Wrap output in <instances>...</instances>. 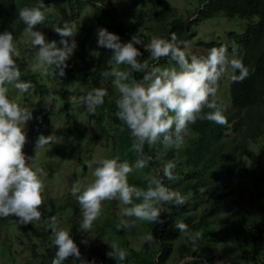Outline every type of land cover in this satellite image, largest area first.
I'll return each mask as SVG.
<instances>
[{
    "label": "trees",
    "instance_id": "16d2710c",
    "mask_svg": "<svg viewBox=\"0 0 264 264\" xmlns=\"http://www.w3.org/2000/svg\"><path fill=\"white\" fill-rule=\"evenodd\" d=\"M86 1L97 8L100 18L109 20L108 29L118 34L122 42L129 41L135 34L147 44L154 35L169 38L175 32L177 42L183 48L186 41L195 35L192 26L203 19L219 12L226 17L244 19L243 30L231 31L228 36L235 43L237 59L249 69V75L241 82H233L228 76L226 99L220 94L222 79L219 81L217 99L224 108L227 118L225 125L197 120L189 126L190 134L185 138L183 147L179 151L167 152L163 158L157 151L159 146L151 149L145 146L146 154L151 155L153 160L142 172L130 174L129 183L146 188L144 174L172 160L176 165L174 173L177 179H165L164 182L169 188L179 191L186 200L180 206L164 205L162 224L137 221L136 227L131 230H118L120 215L112 208L121 211L123 205L118 201H105L102 214L94 222L92 230L84 233L78 230L82 216L76 197L68 192L58 204L51 207L43 204L39 209L42 213L39 223L20 224L18 218L12 216L0 218V227L15 225L21 236L28 240L29 256L25 264H51L55 247L45 220L61 212L68 213L63 229L70 232L82 257L88 261L94 260L95 264H221L222 256L217 253L224 252L229 243L244 254V261L248 264L253 253L247 254L249 247L256 249L254 252H258L260 247L264 248V218L257 213L264 209V204H260L259 200L264 194V169H258V162L264 156V146H260L264 139V0H203L206 3L194 14L193 21L190 16L187 19L179 17L176 8L167 0H148L150 6L146 15L132 25L115 24L114 14L107 9L103 0ZM42 2L47 6L49 0H0V33L11 31L16 41L26 29L18 18V9L35 7ZM68 2L69 15L61 18L57 26L62 27L65 21L71 25L75 10L84 3L83 0ZM37 30L42 31L48 41L60 40L54 28L45 23L37 25ZM95 36L97 38V34ZM90 38L91 34L87 32L77 42V58L70 64L78 65L79 71L73 73V70L66 68L63 77L50 75L53 83L43 82L37 73H32L26 67L21 58L15 57L22 73L21 79L30 81L34 86L23 93L24 101L29 100L31 93L37 96L43 117L50 113L53 102L63 101L59 111L66 115L62 129L67 142L66 153L72 155L74 179H87L84 186L94 179L92 172L95 167L88 168L85 161L115 157L134 164L136 159L131 151L130 132L115 116L118 93L110 81H101L100 75L90 67ZM205 45L211 48L223 45L229 53L233 49L222 41ZM136 46L142 52L141 60L149 59V63H155L142 45ZM170 63L175 66L169 58H163L158 66L169 67ZM111 67L121 66L108 61L102 71ZM142 75L134 73L137 79ZM77 85L80 87L77 88ZM96 87L105 88L108 95L96 114L88 116L80 97ZM50 93L51 104L46 105ZM69 93L74 98L68 97ZM58 114L62 115L60 112ZM81 116L84 118L79 119ZM252 159L257 170L250 166ZM248 182L251 183L249 186L246 184ZM177 221L185 223L190 233L201 234L195 243L186 234L180 233L176 227ZM148 233L156 238L151 245L143 239ZM85 240L87 243L82 242ZM132 240L136 246H133ZM112 242L126 250L128 255L125 261L117 262L106 255L110 250L108 243ZM84 249H91L92 253L87 256ZM228 261L237 263L232 257ZM64 264H79V261L69 258ZM260 264H264V259Z\"/></svg>",
    "mask_w": 264,
    "mask_h": 264
},
{
    "label": "clouds",
    "instance_id": "9594fccd",
    "mask_svg": "<svg viewBox=\"0 0 264 264\" xmlns=\"http://www.w3.org/2000/svg\"><path fill=\"white\" fill-rule=\"evenodd\" d=\"M46 12L44 2L18 9V18L26 25L30 37L25 61L32 73L63 77L67 61L77 48L74 37L78 28H73L67 21L62 27L54 26L60 36L58 46L56 40L48 41L45 34L37 30V25L47 19ZM177 41L176 33L172 32L169 38L154 35L147 44L135 34L129 41L122 42L118 34L106 28L97 29L98 46L110 50L109 62L121 66L103 70L99 75L101 81H110L118 93L115 116L130 132L131 151L136 159L134 164L115 157L85 161L90 169L95 165L94 179L86 186L79 181L72 185V195L76 197L82 216L79 231L88 233L92 230L102 214L105 201H118L123 205L117 228L124 231L135 228L137 221L162 224L164 205L186 203L179 191L164 182L165 179H177L176 165L172 160L144 174L146 188L130 184L128 177L151 164L153 157L146 154L145 146L150 149L159 146L157 151L163 158L167 152L179 151L183 147L190 134L189 126L197 120L225 125L224 108L217 99L218 83L226 75L233 82H241L249 75V69L239 59L230 57L226 46H214L207 54L196 55L185 51L187 45L182 48ZM136 45H142L155 63H149V59L141 60L142 52ZM19 56L12 32L0 33V218L15 216L20 224L26 225L42 219L39 209L44 204L45 184L41 177L45 173L42 168L34 169L31 163H26L34 157H27L23 151L27 143L24 129L32 119V112L9 98L10 88L27 93L34 87L30 81L21 79L22 73L15 59ZM163 58H169L175 66H158ZM134 73H142V78L137 79ZM107 95L105 88L96 87L81 96L86 114H96ZM51 100L50 93L45 104L50 105ZM205 109L209 111L205 112ZM51 143H54L53 135L41 134L36 147ZM175 223L180 233L186 234L193 243L201 235L199 232L190 233L183 222ZM45 224L55 247L51 264H64L69 258L79 264H95L94 260L82 257L70 232L58 226L55 216L48 217ZM143 239L150 245L156 241L152 233ZM82 242L87 243L86 240ZM108 244V257L117 262L126 260V250L116 242Z\"/></svg>",
    "mask_w": 264,
    "mask_h": 264
},
{
    "label": "rangeland",
    "instance_id": "374dc122",
    "mask_svg": "<svg viewBox=\"0 0 264 264\" xmlns=\"http://www.w3.org/2000/svg\"><path fill=\"white\" fill-rule=\"evenodd\" d=\"M84 3L81 7L75 10V14L71 17V26L73 28H78L77 34L74 37L76 42L84 36L87 32H90V45L92 47V56L89 58L90 67L95 71L96 74L102 71L106 66V63L110 60L112 55L111 51L99 47L97 44V29L106 28L108 29L109 20L100 18V14L97 8L87 3L86 0H83ZM107 9L114 14L115 24L121 22L125 25H132L137 23L138 18L146 15L147 10L150 6L148 0H103ZM170 5L176 8V14L179 17L187 19L189 16L190 20L193 21L194 14L196 15L197 10L204 6L206 3L203 0H167ZM207 1V0H206ZM68 0H49L47 4V19L45 25L51 28L57 26L58 21L69 15V4ZM243 20V21H242ZM145 22V20H142ZM244 19L239 18H230L223 15L222 12H219L215 16L208 17L203 19L198 24H194L192 29L194 30L195 35L186 41L187 47L184 49L187 52H191L196 55L207 54V51L211 48L206 43L212 41H222L223 43L230 45L233 49L229 53L230 57L237 59V51L234 49L235 43L230 38L229 32L236 31L241 32L244 28L242 24ZM112 31V29H108ZM30 37L26 29L23 31L22 35L14 41V44L17 46L20 56L27 67L25 61V52L28 48V42ZM71 42V41H70ZM58 46L59 42H58ZM77 56L75 51L73 55L67 61V69L73 70V73L79 71V66L76 64H70L76 60ZM172 65V63H170ZM169 65V67L171 66ZM173 66V65H172ZM51 71V70H49ZM39 79L43 82L53 83L49 76H43L37 73ZM222 84L220 85V94L225 99L228 96L227 87H228V76L221 78ZM79 85H77L78 88ZM80 87V86H79ZM80 89V88H79ZM71 99L74 98L72 93L67 94ZM9 98L15 100L20 104L21 107H24L28 111L32 112V119H30L25 125V132L27 136V143L25 144L23 151L27 157H34L33 160H27L26 163H31V166L35 168H42L45 175L41 177L45 184V189L43 192L44 204L46 207H51L53 204H58L63 200L68 192H72V185L74 182L79 181L82 186L87 182V179L80 177L79 179H74L73 172V162L72 155L66 153L67 142L65 141V136L63 134L64 122L66 120V115L63 111L59 109L63 105L62 100H56L51 104L52 110L50 113L43 117L41 116L40 105L38 104L37 96L35 97L32 93L29 96L28 101H24L23 93L12 90L10 88ZM60 112L62 115L58 114ZM43 134L45 136L53 135L54 143L46 145L44 147H36V141L38 137ZM260 146H264L263 142H260ZM66 153V154H64ZM253 159L251 160L250 166L257 168L253 165ZM258 169H264V156L258 162ZM259 183V182H258ZM248 186L250 182L246 183ZM258 196V195H257ZM255 195V197H257ZM260 204H264V194L259 197ZM104 205V203H103ZM120 215V210L118 208H112ZM258 215L261 218H264V209L258 210ZM57 218V224L61 228L65 227L66 219L68 213H56L54 215ZM35 224L39 221H34ZM264 222V220H263ZM143 242V239L140 238ZM38 240H35V242ZM133 246H136V242L132 240ZM29 245L25 237H22L18 232L15 225H3L0 227V264H25V261L29 256ZM258 246V245H257ZM258 248V252H254L256 249L251 246L247 254L252 253V259L248 264H260V261L264 259V248ZM84 253L89 256L92 253L91 249H84ZM217 255L222 256L221 264H246L244 261V254L238 249L234 248L233 244H227L226 250L224 252L219 251ZM229 257L236 259L237 263L228 261ZM186 258L184 261L188 260ZM183 261V262H184ZM172 264V263H171ZM173 264H182L173 263Z\"/></svg>",
    "mask_w": 264,
    "mask_h": 264
}]
</instances>
